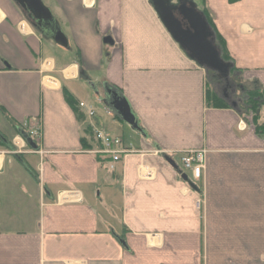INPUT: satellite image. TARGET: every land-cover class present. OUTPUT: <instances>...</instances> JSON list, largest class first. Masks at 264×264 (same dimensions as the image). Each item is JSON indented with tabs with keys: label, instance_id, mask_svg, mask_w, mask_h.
<instances>
[{
	"label": "crops",
	"instance_id": "obj_1",
	"mask_svg": "<svg viewBox=\"0 0 264 264\" xmlns=\"http://www.w3.org/2000/svg\"><path fill=\"white\" fill-rule=\"evenodd\" d=\"M43 1L68 48L0 0V134L18 152L0 151V264H264V137L246 114L207 106L209 73L150 0ZM187 1L212 17L238 78L264 89V0ZM105 86L127 99L145 136L103 104ZM65 91L96 116H76ZM96 129L136 153L111 170L95 153ZM195 150L207 152L198 182L181 164Z\"/></svg>",
	"mask_w": 264,
	"mask_h": 264
},
{
	"label": "water",
	"instance_id": "obj_2",
	"mask_svg": "<svg viewBox=\"0 0 264 264\" xmlns=\"http://www.w3.org/2000/svg\"><path fill=\"white\" fill-rule=\"evenodd\" d=\"M12 2L21 10L42 37L52 40L62 48L69 47L68 40L60 24L43 0H12ZM150 2L167 32L191 60L195 61L206 72L215 73L220 79L228 80L231 78L234 64L226 62L222 58V52L216 45V35L207 17L202 11L198 10L195 3L178 0V3H184V6L186 3L189 4V9H183L184 6L182 7V19H179L176 15L178 7L171 3L172 0H150ZM104 43L113 44V41L111 38H105ZM103 90V104L111 108L115 115L128 125L132 131L145 136L146 133L141 128L127 99L109 86H105ZM27 140L31 148L37 152L38 147L28 138ZM163 157L186 182L193 186L189 178L182 174L180 168L172 159L168 156Z\"/></svg>",
	"mask_w": 264,
	"mask_h": 264
},
{
	"label": "trees",
	"instance_id": "obj_3",
	"mask_svg": "<svg viewBox=\"0 0 264 264\" xmlns=\"http://www.w3.org/2000/svg\"><path fill=\"white\" fill-rule=\"evenodd\" d=\"M229 1L231 3H236L239 0H229ZM205 15L208 19V22L211 28L213 29L216 35V45L222 52V58L226 62L233 63V58L230 56L228 52L225 40L222 38V36L217 31L212 17L206 13ZM232 71L233 73H235L236 68H234ZM211 84L215 86L217 85L218 87L224 86V82L218 78L212 80ZM244 89H245L244 90L245 91L244 92L245 101H244L242 108L249 110L254 115L253 121H251L250 126L254 129L257 136L264 137V113H263L264 112V89L261 87H258L254 83L244 86ZM205 95H206V103L209 108H213V109L229 108L228 107L229 105L227 103L222 102L221 97H219L217 91L213 89V87H212V90H209V91L206 90ZM65 98H66L67 103L71 106V108L75 112V115L79 117L81 112H79L80 109H79V104H77V101L73 99V97L66 91H65ZM87 131L91 133L92 129L88 128ZM83 142H85V144L88 143L86 140H83ZM91 148L92 146H89V147H86L85 149H91ZM6 150L13 152L14 150H16V147L14 146L12 142H9L6 138L1 136L0 134V151H6ZM98 158H99V161L103 163V165H106V163L108 162V159H102L101 157H98Z\"/></svg>",
	"mask_w": 264,
	"mask_h": 264
},
{
	"label": "built area",
	"instance_id": "obj_4",
	"mask_svg": "<svg viewBox=\"0 0 264 264\" xmlns=\"http://www.w3.org/2000/svg\"><path fill=\"white\" fill-rule=\"evenodd\" d=\"M79 108L86 111L90 118H94L96 116V112L93 108L85 103H80ZM105 113L108 115L112 114L109 109H105ZM21 128L26 132V136L40 141V131L31 128L29 123L26 122L22 124ZM94 137L100 145V149L95 153L110 160L111 170L114 169V164L119 163L124 156L136 153V150L132 147H124L122 138L110 136L103 130H94ZM13 153H16V151ZM206 153L207 152L204 150L189 151L181 158L183 169L186 173L190 174L191 179L196 182L201 180L203 171L206 167Z\"/></svg>",
	"mask_w": 264,
	"mask_h": 264
},
{
	"label": "rangeland",
	"instance_id": "obj_5",
	"mask_svg": "<svg viewBox=\"0 0 264 264\" xmlns=\"http://www.w3.org/2000/svg\"><path fill=\"white\" fill-rule=\"evenodd\" d=\"M44 2V1H43ZM45 5H48L46 3H44ZM48 7V6H47ZM49 8V7H48ZM50 9V8H49ZM25 18V17H24ZM236 78H238V76L236 75L235 76ZM234 78V77H233ZM235 79V78H234ZM238 83L242 86H246V85H249V83H244V81L239 77L238 78ZM76 86H77V83H75ZM212 84H211V81L208 79L207 81V85H206V90L209 91V90H212ZM214 89V87H213ZM217 93L219 95V97H221L222 99V102L224 103H227L228 105H232L234 103H236L238 101V98L241 96V90L239 89V87L237 89L234 88H227V83L224 82V86H222L221 88H218L217 90ZM85 92H88V96H90V99L89 100V104L91 106H93L95 109H99L100 111H102L103 109V105L98 103L97 101H95V99L93 98V96L97 97V96H100L98 92L96 91H93L91 90L90 88L86 87L85 89ZM235 101V102H234ZM229 107V106H228ZM243 107V104H240L238 103V107L237 109H239L240 111H242V113H246V115H244V119L245 121L248 122V124L250 125L251 124V121H253V118H254V115L249 111V110H246ZM98 112V111H97ZM264 113V112H263ZM124 126V128H126L127 132L130 133V128L127 126V125H122ZM105 128V131L108 130L107 127H104ZM110 132V130H109ZM108 133V132H107ZM12 152V151H11ZM15 152V151H13ZM17 152V151H16ZM106 159V158H105ZM11 161H13V158L10 159Z\"/></svg>",
	"mask_w": 264,
	"mask_h": 264
},
{
	"label": "flooded vegetation",
	"instance_id": "obj_6",
	"mask_svg": "<svg viewBox=\"0 0 264 264\" xmlns=\"http://www.w3.org/2000/svg\"><path fill=\"white\" fill-rule=\"evenodd\" d=\"M170 2V1H169ZM173 5H175V6H177L178 7V10L176 11V15H177V17L179 18V19H182V16H181V9H182V7L184 6V3H181V4H179L176 0H172V2H171ZM189 9V4L188 3H186L185 4V6H184V8L183 9ZM182 9V10H183ZM236 76V73H232V75H231V78H229L228 80H225V79H221V81H223V82H226L227 83V88H234L235 87V89H237L238 87H239V89L241 90V92H242V95L244 94V86H242V85H240L239 83H238V78H236L235 77ZM235 79H234V78ZM216 78H218L217 77V75L215 74V73H212V72H210L209 73V79L211 80V82H212V80H214V79H216ZM218 79H220V78H218ZM218 88H221V87H218ZM242 95H241V97L239 98V100L236 102V103H234L235 104V106H237L238 107V103H240V104H244V101H245V96H243L242 97ZM235 102V101H234Z\"/></svg>",
	"mask_w": 264,
	"mask_h": 264
},
{
	"label": "bare ground",
	"instance_id": "obj_7",
	"mask_svg": "<svg viewBox=\"0 0 264 264\" xmlns=\"http://www.w3.org/2000/svg\"><path fill=\"white\" fill-rule=\"evenodd\" d=\"M65 100H66V98H65Z\"/></svg>",
	"mask_w": 264,
	"mask_h": 264
}]
</instances>
